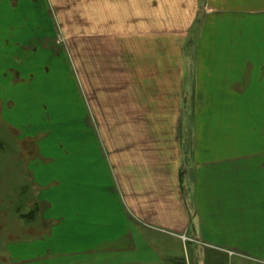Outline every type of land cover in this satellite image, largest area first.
Here are the masks:
<instances>
[{"label":"crops","instance_id":"0c3cea01","mask_svg":"<svg viewBox=\"0 0 264 264\" xmlns=\"http://www.w3.org/2000/svg\"><path fill=\"white\" fill-rule=\"evenodd\" d=\"M185 6L182 0H85L82 84L93 141L84 143V157L32 160L35 181H49L39 194L45 227L37 260L264 263V223L248 221L258 207H248L243 191L218 189L222 159L199 157V142L182 141L184 67L158 39L188 30L193 21ZM92 33L100 40L90 48ZM177 55L182 61L181 50ZM32 161H25L27 172ZM235 196L244 200L233 204Z\"/></svg>","mask_w":264,"mask_h":264},{"label":"rangeland","instance_id":"374dc122","mask_svg":"<svg viewBox=\"0 0 264 264\" xmlns=\"http://www.w3.org/2000/svg\"><path fill=\"white\" fill-rule=\"evenodd\" d=\"M182 3L193 23L158 39L184 67L182 141L199 142V157L222 159L217 188L245 192L248 207L259 208L248 221L264 223V0ZM85 8V0H0V264H69L36 259L45 227L39 194L49 181H35L32 160L84 157L93 141L82 84ZM92 35L90 48L100 40Z\"/></svg>","mask_w":264,"mask_h":264}]
</instances>
